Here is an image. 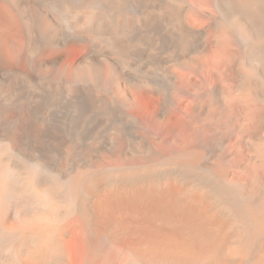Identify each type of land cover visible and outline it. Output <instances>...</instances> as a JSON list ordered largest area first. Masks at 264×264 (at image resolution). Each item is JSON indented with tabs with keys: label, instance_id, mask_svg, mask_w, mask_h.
Returning a JSON list of instances; mask_svg holds the SVG:
<instances>
[{
	"label": "bare ground",
	"instance_id": "6f19581e",
	"mask_svg": "<svg viewBox=\"0 0 264 264\" xmlns=\"http://www.w3.org/2000/svg\"><path fill=\"white\" fill-rule=\"evenodd\" d=\"M198 1L0 0V264H264V0Z\"/></svg>",
	"mask_w": 264,
	"mask_h": 264
},
{
	"label": "rangeland",
	"instance_id": "374dc122",
	"mask_svg": "<svg viewBox=\"0 0 264 264\" xmlns=\"http://www.w3.org/2000/svg\"><path fill=\"white\" fill-rule=\"evenodd\" d=\"M198 0H193V4H195L196 6L198 5H200V3L201 2H197ZM1 16V15H0ZM122 27V25L120 26V28ZM6 57L9 59V61H11V58L6 54ZM122 65V66H121ZM123 70H125L124 69V66H123V64L122 63H120V71H122L123 72ZM147 117V116H146ZM143 121H145V123H147L146 122V118H144V116L141 118Z\"/></svg>",
	"mask_w": 264,
	"mask_h": 264
}]
</instances>
